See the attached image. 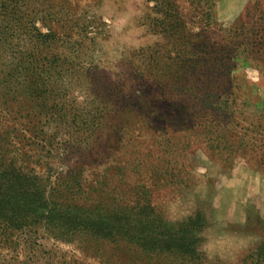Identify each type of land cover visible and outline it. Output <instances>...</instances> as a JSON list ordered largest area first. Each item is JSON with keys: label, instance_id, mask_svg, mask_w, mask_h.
<instances>
[{"label": "rangeland", "instance_id": "1", "mask_svg": "<svg viewBox=\"0 0 264 264\" xmlns=\"http://www.w3.org/2000/svg\"><path fill=\"white\" fill-rule=\"evenodd\" d=\"M1 137L68 221L0 264H264V0H0Z\"/></svg>", "mask_w": 264, "mask_h": 264}, {"label": "trees", "instance_id": "2", "mask_svg": "<svg viewBox=\"0 0 264 264\" xmlns=\"http://www.w3.org/2000/svg\"><path fill=\"white\" fill-rule=\"evenodd\" d=\"M222 66V64H221ZM4 142V143H3ZM7 139L1 137L0 139V241L8 237L11 229H40L45 226L46 229L50 227L61 228L62 223L68 221L63 216L61 204H57L55 200L46 196V190L51 182L50 176L46 173V169L37 167L41 165L39 162L31 158L33 156L26 155L25 159H17L10 154L7 146ZM45 167V165H43ZM49 164H46V168ZM73 182H77L79 186H87L92 183L88 178H85L80 173L77 177L72 178ZM69 194V193H68ZM59 205V206H58ZM142 208L148 209L150 213L149 224L146 226L149 230L153 229V223H161V220L155 219L154 209L151 205L142 206L139 203L128 206L130 211H140ZM113 212L116 210H112ZM54 215H56L54 217ZM60 217V218H59ZM198 217V216H197ZM190 217L184 221L179 227L158 225L159 230H169L165 240L182 239L186 234L199 229V218ZM79 219V218H78ZM79 220L81 222V230H87L92 224L87 218ZM91 221H96L91 220ZM114 221V220H113ZM117 222H115L116 225ZM99 223L98 228L101 229ZM135 228L142 229L143 224L135 225ZM110 231L111 228H103ZM154 230V232H159ZM115 241H119L116 232H105ZM175 235H174V234ZM176 234H180L175 237ZM130 246V245H128Z\"/></svg>", "mask_w": 264, "mask_h": 264}]
</instances>
